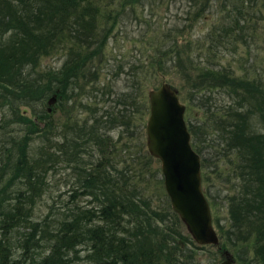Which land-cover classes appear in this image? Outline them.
<instances>
[{
    "label": "trees",
    "instance_id": "1",
    "mask_svg": "<svg viewBox=\"0 0 264 264\" xmlns=\"http://www.w3.org/2000/svg\"><path fill=\"white\" fill-rule=\"evenodd\" d=\"M208 1L198 0L192 15H202ZM116 4L124 7L128 0H0V111H9L10 115L5 120L7 114L4 112L0 129L5 128L7 122L24 125L18 139L3 135L0 146V264H76L78 246L88 250L86 258L92 264H165L168 258L161 254L167 237L177 248L180 246L176 236L180 237L177 227L182 224L168 204L165 205L166 213L174 227L164 226L165 234L149 244L155 229L138 220L130 227L129 209L136 206L149 214L152 208L160 221L164 220L160 217L162 211L149 205L144 197L135 198L133 187L130 193L126 191L130 172H120L118 181L111 171L112 176L97 165L80 175L76 188H80L82 194L101 192L102 205L96 211L75 204L62 217L51 210L40 218L33 217L36 202L46 185L47 172L56 168L59 158L79 161L74 152L77 139L70 143L64 133L62 140L56 142L50 135L54 126L51 116L58 102L69 95L73 100L75 91L85 84L86 66L112 28L106 24L115 17L104 11L116 8ZM237 15L245 16V13L237 9ZM242 27L238 17L233 18V23L224 27L222 34L240 36ZM206 39L208 47L210 44L216 46V27L210 29ZM63 51L65 58L60 67L42 66L41 61L46 57ZM168 53L175 56L176 60L171 61L173 66L183 62L181 51L162 49L157 51L154 60H148L151 66L147 67L156 68L165 75ZM230 72L203 67L196 73L211 79L208 86H214L216 80L221 82L235 97L225 113L217 117L220 119L217 126L215 119L216 131L221 133L218 146L237 180V189L228 197L227 238L251 243L256 263L264 264V132L254 122L264 126V85L260 86L256 79L228 77ZM137 90L133 83V90L120 96L127 104L125 114L120 113L117 118L122 125L121 132L129 129L136 115L134 111L129 114L128 109L138 113L140 104L142 114L147 111L146 95L144 93L138 100ZM52 95H56L57 100L47 112V100ZM20 106H38L39 109L33 111L35 117L31 120L25 112L19 111ZM113 114V111L108 114L111 120L115 119ZM45 117L50 119L49 123L41 120ZM102 117L96 118L95 123H100ZM92 129L88 133L90 140L101 151L98 139L103 135L97 132V126ZM188 130L195 138L191 142L195 150L199 148L196 125L190 124ZM34 135L41 141L31 154L29 148ZM141 154L152 159L144 143H141ZM108 164L118 172L113 161ZM16 184L23 188L13 189ZM9 188L12 189L9 191Z\"/></svg>",
    "mask_w": 264,
    "mask_h": 264
},
{
    "label": "rangeland",
    "instance_id": "2",
    "mask_svg": "<svg viewBox=\"0 0 264 264\" xmlns=\"http://www.w3.org/2000/svg\"><path fill=\"white\" fill-rule=\"evenodd\" d=\"M197 5L198 0H128L124 7L116 4V8L111 7L104 11L105 14L115 17L106 24L112 28L104 41L99 43L92 61L86 66L85 84L75 91L73 100L69 95L58 102L51 116L54 126L50 135L56 142L62 140L64 133L70 138V143L71 140L77 139L74 152L79 161H64L59 158L56 168L47 172L46 185L36 202L34 218H40L50 210L57 217H62L75 204L80 208L88 207L96 211L102 205L101 192L97 190L93 191V194H82V190L76 188L80 175L91 166L97 165L109 175L111 171L118 181L121 179L120 172H130L127 174L131 178L126 185V191L130 193L133 187L135 198L144 197L149 205L162 211L160 217L164 220L160 221L158 216H154L155 211L152 208L149 214L136 206L129 209L130 227L135 226V220H138L142 225L149 224L155 229L149 244H153L165 234L164 226L174 227L166 213L165 205L170 206V201L163 185L160 161L149 153L152 159L141 154V143L145 144L147 151V92L162 82H167L178 90L179 99L185 105L186 124L196 125L197 128L199 148L195 150L200 156L201 185L210 206L212 224L219 243L198 245L181 222L182 226L177 227L180 237L176 236L180 246L177 248L169 236L164 243L161 255L163 257L164 254L168 258L164 260L165 264H218L223 259V250L231 253L234 264H257L251 243H234L227 238L226 231L230 222L228 197L237 189V180L231 174L227 157L221 153V147L218 146L221 133L216 131V126L220 120L217 117L225 113L226 107L234 102L231 99L235 100V97L231 95L229 88L222 86L217 80L214 81V86H208L211 79H205L200 76L202 73L196 72L201 71L203 67L218 71L226 69L231 71L228 77H247L259 80L260 86L264 85V0H210L203 14L194 17L192 12ZM237 9L242 10L246 17L237 15ZM236 17L243 26L240 36L223 35V28L231 25ZM214 27L216 46L210 44L208 47L206 36ZM162 49H177L184 54L183 62L173 66L171 61L176 60L175 56L168 53L169 63L165 64L168 66L165 75L156 68L147 67L151 66L148 60H154L157 51ZM185 57H188V60H184ZM64 58L63 51L58 55L46 57L41 64L60 67ZM134 64L147 68H136ZM133 83L136 90L138 89V100L145 93L147 111L143 115L140 104L138 113L135 109H128L129 114L134 111L136 115L132 117L129 129L121 132L122 125L117 118L120 113L125 114L127 104L123 99L120 100V96L124 92L132 91ZM38 109V106L19 107V111L25 112L31 120L35 117L33 111ZM111 111L115 112L111 115L114 120L108 116ZM4 112L7 114V120L10 118L9 111ZM4 112L0 111V123ZM99 116H103L102 120L96 124L95 119ZM41 120L48 123L50 121L46 117ZM254 122L256 127L264 132V126L256 120ZM40 125L43 126V123ZM23 126L16 121L7 122L5 128L0 129V146L3 135L18 139ZM93 126H97V132L103 135L98 139L101 140V151L97 146H93V141L88 135L93 131ZM4 131L9 132L3 134ZM192 138L195 139L191 135V142ZM40 141L38 135H34L29 148L31 154L35 153ZM5 157L6 155L2 161ZM110 161L115 163L118 172L109 166ZM4 177L6 179V175L3 176V181ZM21 188V184L13 186V189ZM11 189L9 188V191ZM17 250L16 253L19 252ZM87 251L78 246L76 258L79 260H75L76 264H92L86 258Z\"/></svg>",
    "mask_w": 264,
    "mask_h": 264
},
{
    "label": "water",
    "instance_id": "3",
    "mask_svg": "<svg viewBox=\"0 0 264 264\" xmlns=\"http://www.w3.org/2000/svg\"><path fill=\"white\" fill-rule=\"evenodd\" d=\"M149 114L145 124L148 153L161 164L163 185L175 212L187 233L198 245H218L209 203L201 185V162L191 144L184 114L185 105L178 90L167 82L147 92ZM47 100V112L56 102ZM218 264H234L231 253L222 251Z\"/></svg>",
    "mask_w": 264,
    "mask_h": 264
}]
</instances>
